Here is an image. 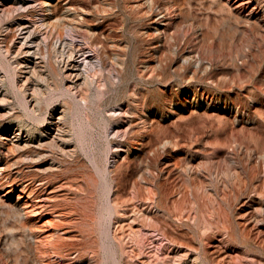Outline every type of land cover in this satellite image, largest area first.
<instances>
[{"label": "rangeland", "instance_id": "obj_1", "mask_svg": "<svg viewBox=\"0 0 264 264\" xmlns=\"http://www.w3.org/2000/svg\"><path fill=\"white\" fill-rule=\"evenodd\" d=\"M236 3L0 0V264H264V0ZM46 14L100 34L97 79Z\"/></svg>", "mask_w": 264, "mask_h": 264}, {"label": "bare ground", "instance_id": "obj_2", "mask_svg": "<svg viewBox=\"0 0 264 264\" xmlns=\"http://www.w3.org/2000/svg\"><path fill=\"white\" fill-rule=\"evenodd\" d=\"M28 0H12V2H13V4L14 5H16V6H18L17 4H23L24 2H27ZM46 1V0H45ZM234 1H237V3H236V6L237 7H242V6H246L247 4H249L250 2H251V0H234ZM42 3H43V1H42ZM45 3L46 2H44L43 3V5L45 6ZM47 4V3H46ZM14 5H13V7H14ZM43 6V7H44ZM46 7V6H45ZM49 7H51V6H49ZM49 7H46V9L44 8V10H48L49 9ZM14 8H12V10H13ZM18 9V8H17ZM14 11V10H13ZM16 11V10H15ZM17 12V11H16ZM48 13V12H47ZM75 15V14H74ZM77 15V14H76ZM52 18H54L53 16H51V14H46V16H45V19H44V22H43V25H44V23H45V25H47L48 26V28H49V32L50 33H52V32H54L55 34H57V36H58V38L60 39V41L59 42H61L62 44V46H63V51H62V54L64 55V53H65V51H66V53L67 54H65L64 55V57L63 56H59L60 57V59H58V62H61L62 63V66H64V68H66V69H73V68H77V69H81V65H83V68L80 70L81 71V74H76V76H77V78L78 77H83L84 75H86V76H94L95 74H96V72L98 71L97 69H96V67L94 66V65H96V64H94V62H93V64H92V62H91V60H89L88 59V56H85V54H86V52H84L86 49H88V48H90L91 47V50H92V46L93 45H96V47H97V51H96V56H99L101 59H102V61H104V59H110V57H111V55H110V52H108V50H107V46H106V43L104 42V41H102V39H100V37H99V35H98V33L96 34L95 32V30H94V28H92V27H90V28H88V26H87V29H86V31H84L83 32V30L82 31H80L79 29V26H72V24L70 25V24H68V25H70V28H71V30H72V33L71 34H67V35H65V33L63 32V28H61V24H57V23H54V22H52V21H54V19L56 20L57 18H54L53 20H52ZM74 19V18H73ZM58 20V19H57ZM56 20V21H57ZM60 20V19H59ZM61 21H63V19L61 20ZM74 21H75V19H74ZM79 21V20H78ZM59 22V21H58ZM80 22V21H79ZM80 24H81V22H80ZM44 25V26H45ZM73 25H74V23H73ZM77 25V24H76ZM81 26V25H80ZM46 27V26H45ZM85 27V26H84ZM48 28H46V30L48 29ZM45 29V28H44ZM85 30V29H84ZM95 31V32H94ZM12 32V31H11ZM14 32V31H13ZM12 32V33H13ZM69 32V31H68ZM15 33V32H14ZM100 33V32H99ZM47 34H49L48 32H47ZM53 34V33H52ZM50 35V34H49ZM56 36V35H55ZM51 37H53V35H51ZM77 37H81V39L82 38H85V39H87L86 40V42H88V46L86 45V46H84V45H82V44H80V42L78 41L79 39L77 38ZM31 38V37H30ZM58 39V40H59ZM78 39V40H77ZM81 39H80V41H81ZM84 39V40H85ZM48 40H50V39H48ZM83 40V39H82ZM51 42V41H50ZM85 43V42H84ZM48 44H49V42H48ZM50 45V44H49ZM48 45V46H49ZM52 45V44H51ZM50 47V46H49ZM60 48H61V46H60ZM10 49V48H9ZM12 49V48H11ZM62 49V48H61ZM95 49V48H94ZM93 49V50H94ZM50 50V49H49ZM90 50V51H91ZM9 51V50H8ZM59 51V50H58ZM49 52H51V51H49ZM61 53V52H60ZM89 53H91V52H89ZM20 54V53H19ZM92 54V53H91ZM48 55L50 56V54L48 53ZM87 55V54H86ZM19 56V55H18ZM61 57H63V58H61ZM28 59V58H27ZM86 59H88V61L87 62H85V60ZM101 59H99L98 58V60H101ZM50 60V58H48V61ZM60 60V61H59ZM106 61V60H105ZM109 61V60H108ZM111 61V60H110ZM100 62V61H99ZM112 63H114L113 62V60L111 61ZM103 63V62H102ZM111 63V64H112ZM100 64V63H99ZM98 64V65H99ZM105 64V63H104ZM101 65V64H100ZM56 66V65H55ZM58 66H60V64L58 65ZM57 66V67H58ZM61 66V67H62ZM103 66V65H102ZM114 66V65H113ZM112 66V67H113ZM52 67V66H51ZM57 70H58V68H56ZM60 70L59 71H61L62 69L61 68H59ZM102 69V68H101ZM100 69V70H101ZM114 70H116V69H114ZM54 71V70H53ZM117 71V70H116ZM64 72V71H63ZM54 73H55V75H56V77L57 76H59L58 74H56V72L54 71ZM62 73V72H61ZM76 73V72H75ZM63 75H65V74H63ZM67 75V74H66ZM109 75V74H108ZM107 75V76H108ZM68 76V75H67ZM67 76H66V78H67ZM71 77H72V75H70ZM69 76V77H70ZM85 76V77H86ZM104 77H106L105 75H103ZM102 76V77H103ZM95 77V76H94ZM98 77V76H97ZM61 78H62V75H61ZM84 78V77H83ZM88 78V77H87ZM96 78V77H95ZM108 78V77H107ZM68 79H70V78H68ZM75 79V78H74ZM92 79H93V77H92ZM97 79V78H96ZM18 80V79H17ZM59 80V79H58ZM57 80V81H58ZM86 80V79H85ZM105 80V79H104ZM110 80V82L112 81L111 79H109ZM56 81V80H55ZM107 81H108V79H107ZM60 82H61V80H60ZM54 83V82H53ZM52 83V84H53ZM57 83V82H56ZM63 83H65V82H63ZM90 83V82H89ZM107 83H109V81L107 82ZM96 84V83H95ZM110 84V83H109ZM54 85H57V84H54ZM62 85V84H61ZM76 85V84H75ZM83 85V84H82ZM88 85V84H87ZM60 86V85H59ZM85 86V85H84ZM89 86V85H88ZM76 87H78V85H76ZM81 87V86H80ZM79 87V88H80ZM96 87H97V84H96ZM55 88V87H54ZM85 88V87H84ZM92 88V87H91ZM88 89V88H87ZM81 90V89H80ZM85 90V89H84ZM82 91V90H81ZM87 92V91H86ZM35 93V92H34ZM82 93V92H81ZM83 93H85V92H83ZM36 94V93H35ZM80 94V93H79ZM33 95V94H32ZM44 95V94H43ZM83 96V95H82ZM85 96H87V95H85ZM85 96H83V97H85ZM86 98V97H85ZM32 99H34L33 97H32ZM24 100V99H23ZM36 101V100H35ZM23 102H25V100L23 101ZM65 103V102H64ZM63 103V104H64ZM64 105H66L67 106V104H64ZM1 106V105H0ZM1 108V107H0ZM51 110V109H50ZM79 110V109H78ZM77 110V111H78ZM34 111V110H33ZM56 112V111H55ZM77 116H78V114H77ZM61 120V119H60ZM49 121V120H48ZM54 122V121H53ZM59 122V121H58ZM51 123H52V120H51ZM57 123V122H56ZM61 123V122H60ZM55 125H57V124H55ZM52 128V127H51ZM53 129V128H52ZM58 131V130H57ZM65 131V130H64ZM114 131V130H113ZM56 132V131H55ZM57 133V132H56ZM55 133V134H56ZM60 134H62V133H60ZM60 134H58V135H60ZM44 136V135H43ZM56 135H54V137H55ZM48 137V136H47ZM60 137V136H59ZM40 138V137H39ZM56 138V137H55ZM124 141H126V140H124ZM64 142V141H63ZM69 144V143H68ZM123 144V143H122ZM124 144H129V142H125ZM8 146V145H7ZM128 146V145H127ZM10 147V146H9ZM177 194L179 195V196H181L182 198H186V195L188 194V191L186 192V190H179V192H177ZM186 200V199H185ZM250 219H251V221H254L255 222V220H256V218H253V217H250ZM181 219L179 218L178 219V221H180ZM254 222H252V223H254ZM121 223V222H120ZM256 223V222H255ZM249 225H251V226H255V229L257 230V231H263V229H264V225H256V224H249ZM211 226V225H210ZM119 227H121L120 226V224H119ZM209 227V226H208ZM212 227V226H211ZM205 228V227H204ZM214 228V227H213ZM212 228V229H213ZM131 229V228H130ZM118 231V230H117ZM131 231V230H130ZM114 233H115V231H114ZM48 235V237H51V233H49V234H47ZM115 235V234H114ZM162 235L164 236V238H166L169 242H171V243H181V244H183V242L181 241V240H178L176 237H172V236H170L169 234H168V232L167 231H163L162 232ZM219 234L218 233H215V232H213V236L215 237V236H218ZM115 237V236H114ZM224 238V237H223ZM223 238H221L220 240H218L219 241V243H216V244H211V245H213V246H211V249L213 250L212 252L216 255V257H218V260L219 261H221V262H224L228 257H230V255H229V253H228V251L223 247V248H219L217 245H223L225 242H227L226 240H224ZM210 239V238H209ZM35 240V239H34ZM184 245V244H183ZM171 252V251H170ZM144 253V252H143ZM163 254V253H162ZM166 254V253H165ZM164 254V255H165ZM168 256V255H167ZM166 256V257H167ZM35 259L36 260H38V256L35 254ZM39 263V262H38ZM39 264H41V263H39ZM61 264V263H60ZM150 264V263H149ZM154 264H156V263H154ZM161 264V263H160ZM162 264H171V257H167V258H163L162 259ZM180 264H183V263H180Z\"/></svg>", "mask_w": 264, "mask_h": 264}]
</instances>
